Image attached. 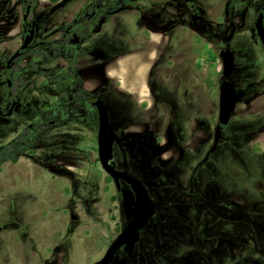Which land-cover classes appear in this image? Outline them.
Returning a JSON list of instances; mask_svg holds the SVG:
<instances>
[{
    "label": "rangeland",
    "instance_id": "1",
    "mask_svg": "<svg viewBox=\"0 0 264 264\" xmlns=\"http://www.w3.org/2000/svg\"><path fill=\"white\" fill-rule=\"evenodd\" d=\"M68 1L71 3L58 14L55 10H49V13L53 12L54 22L48 24L44 16L47 9L55 5L47 0H36L33 11L36 37L30 49L50 51V47L55 45L62 33L59 30L74 19L84 0H67L64 3ZM117 1L105 0L104 3L116 5ZM198 1L199 6L204 8L200 11L210 26L204 25L202 21L197 26H192L189 11L181 1H177L174 7L150 6L146 0H136L133 4L138 9L153 12L152 22L155 26L163 28L167 24L175 27L170 32L176 36V40H186L187 48L183 55L193 61L189 63L195 66L193 71L199 72L194 74L197 77L195 84L196 77L191 79L190 74L191 80H188L185 73L179 74L182 79L186 77L188 80L183 83L181 79L179 81L177 74L178 65L184 66V61L176 59L171 62L173 66L174 63L178 64L174 66V70L171 69L175 71L177 83L172 88L171 96L175 101L174 112L178 119L181 115H187L191 119L202 118L203 115L196 113L197 108L202 103L209 108L212 106L209 95L211 91L203 90L197 84L199 75L209 77L210 88L216 86L223 65L225 67L223 61L227 59V76L235 83L237 81L240 87L235 111V115H240V118L237 121L235 117L232 118L225 129V137L235 139V147H239L232 167L241 170L249 186L258 192L261 188L256 183L258 179L242 170V161H264L261 159L264 153L259 152L258 148L259 144H264L263 132L258 131L259 126H264V53L253 29L256 6L252 0H239L232 11L231 25L224 30L222 8L225 1ZM25 7L26 0H0V104L3 107L6 105L8 79L19 84L13 91H17L22 99L8 122L0 123V146L22 133L28 124L38 123L42 111L51 109L59 99L63 97V101L68 100L66 90L71 80L63 78L68 65L65 58L59 57L46 63L36 54H23L13 62L11 72L6 70L8 58L23 41ZM98 18L99 16L93 18L92 26L97 23ZM186 25L192 32L185 29ZM234 28L237 29L230 44L222 39L198 35L201 30H216L226 36ZM70 30L71 28L67 33ZM191 44L193 51L190 52ZM232 50H236L242 57H235ZM64 53L66 56H74L77 49L71 44H65ZM190 56H193L192 59ZM174 75L173 72H163L161 80L169 86L174 81ZM259 91L262 93L257 96V102L261 106L256 108L248 101ZM108 93L107 96L103 94L102 99L107 102L110 123L115 129L125 131L138 121L140 127L137 129H152L159 135L161 147L154 161L161 163V170L155 177L161 181H172V164L177 161L180 148L176 146L171 134L170 90L157 89L160 99L151 110L121 96L111 98V91ZM193 94L197 96V104L195 107H188L185 101ZM184 110L187 112L184 113ZM208 113L211 114L210 111ZM245 114L249 117L244 116ZM210 124L212 123H208L209 127ZM95 134L96 127L93 123L63 119L48 126L33 150L24 153L17 162L7 161L2 164L0 264H91L105 253L131 216L133 198L126 190L118 193L101 168ZM208 135L205 133L201 137L200 134L194 147L200 145V139L207 138ZM249 135L252 136L251 139L248 138ZM231 145L225 152L231 151ZM228 156L226 153L225 158ZM38 162L50 164L57 171H49ZM170 225L177 224L170 222ZM216 225L221 226L222 223ZM179 226L182 227L164 231L155 228L152 223L143 231L140 244L132 257L119 254L113 264H201L203 260L208 261L212 252L217 253L214 261L216 264H229L234 260L236 250L233 249L230 238L237 236L232 228H228L231 231L227 230V234H223L213 227L202 231L189 229L184 224ZM242 226L238 238L248 240ZM217 236L221 238L215 241Z\"/></svg>",
    "mask_w": 264,
    "mask_h": 264
},
{
    "label": "flooded vegetation",
    "instance_id": "2",
    "mask_svg": "<svg viewBox=\"0 0 264 264\" xmlns=\"http://www.w3.org/2000/svg\"><path fill=\"white\" fill-rule=\"evenodd\" d=\"M47 1L50 4H53L57 2L58 0L55 2H52L50 0H47ZM92 1L93 0H90L82 8L79 7L77 14L74 16V19L71 20L70 23H68L66 26L62 27L59 30L62 32L61 36L56 41L55 45H52V47H50L51 49L50 51H48L47 49H43L48 52H52V48L56 45H59V51H62L64 53L65 44H71L76 47L77 49L76 55L66 56L64 53L65 57L59 56L61 58H65L66 61L68 62L65 72L67 71V68L70 65V62L68 61L66 57H75L77 55L79 57L81 53V45L86 39L79 46L76 41L72 43H68V42H65L64 39L72 35V32L74 31V29L77 28L78 26V23H75L74 25H72V23H74L76 17ZM134 1L136 0H131V2L123 6L122 0H118L117 1L118 3L116 5L110 4V3L108 4L104 3L105 2L104 0L102 5L118 6L120 7L119 10H121L129 4H133ZM146 1L153 4V6L158 5V6H164V7H167V6L174 7L177 1H181L185 5L187 10L189 11V21L192 24V26L194 27L197 26V24H199L201 21L203 22L204 25L210 26V24L208 23V21L205 19V17L200 11V9H204V8H201L199 6L198 0H146ZM224 1H225V4L222 8V12L224 15L223 29L225 30L231 25L232 11H233L234 6L238 3L239 0H236L234 2L229 12L226 11V4L228 0H224ZM65 2H67V0H65ZM70 3L71 2L69 1L68 3L61 2L59 6L55 5L51 7L50 9L48 8L46 11L47 13L44 16V19L48 22V24H52L54 22L53 21L54 17L52 16L53 12L49 13V10L51 11L55 10V12L58 14L59 12H62L65 9V6ZM193 3L195 4L196 8L198 9L200 13V18H196L195 20L192 18L191 11H190V7ZM252 3L254 4V6H256L255 20L253 22V29H254L255 35L258 38V42L261 45L263 53H264V46L255 28V22H256V19L259 13H263V16H264V0H252ZM28 7L30 8L27 13ZM35 8H36V0L33 6H32V0H26L25 12L23 14V25H24L23 41H24V38L28 30L32 27V23L35 29L34 38L29 44V46L24 49H20L23 43L22 41L20 46L13 52L15 53L17 50H20L21 54L15 59H13L9 65H8V60L12 56L13 53L8 58L7 63H6V70L9 72H11V70H13L14 68L13 62L16 59H18L21 55L33 54L31 52L23 53V51L31 50L30 45L33 43L36 37V21L33 18V11L35 10ZM26 14L27 16L25 17ZM96 16H99L98 21L94 26H92L91 22L93 18H95ZM100 16H101L100 14H94V12L92 13V16L87 26L83 29V35L86 38L88 35L92 34L93 32L99 29L100 24L102 23V22L100 23ZM263 23H264V17H263ZM98 24H99V27L96 30V27ZM69 28H71V30L69 31V33H67ZM171 28L174 29L175 27L173 28V26H171ZM178 28H181V26H179ZM189 28L190 27L188 25L185 26V29H188L189 31L192 32V29H189ZM236 29L237 28H234L226 36L222 35L219 31H216V30H207V31L201 30L198 35L222 39L223 41L230 44L233 33L234 31H236ZM33 49H40V48H33ZM232 52L235 57H238V58L242 57L241 55L237 54L236 50H232ZM182 54L184 53H180V54L177 53L174 57H172L173 58L172 61L176 59H182L184 61L185 65L178 67L179 68L178 75L185 73L184 75L188 76V80L194 79L196 77L194 76V74L195 75L199 74V72L197 73V71H193V68L195 66L193 64L189 65V63H192L193 61L188 60L189 58L183 57L184 55ZM59 57H56L54 59H57ZM192 57L193 56H190L191 59ZM223 62L225 64V67L223 65V68L219 75V80L216 83V86H212L210 88L209 77L207 75H204L205 77L203 75H199V80L197 84L203 90L205 89L210 90L211 92H209V95H211V98H212V103H211L212 106L210 108L208 106L206 107V104L204 105L203 103L201 104L199 108H197L196 113L199 115H203L202 118L191 119L190 117H187V115H181L179 116L180 119H178L175 116L176 114L174 112L175 101L171 96L172 88L174 87L175 84H177L175 82V76H174L173 83L169 84V86H167V83H165L166 87L170 90V96L172 99L171 107L169 110L170 112L169 118H170V121L172 122L171 134L174 138L176 146L180 148L179 157L177 161L172 164L173 166L172 174L174 176L172 181H169V182L161 181L157 177H155V175L160 174L159 172L161 170V167H160L161 163L159 162V164H157L154 161L156 159L155 158L156 154L159 152V149L161 147L159 144L160 140H159L158 134L154 133L152 129H146V130L137 129L140 127V125L138 124L139 123L138 121H136L137 123L135 122L131 124L130 126L131 128L126 129L125 131H118L112 126L114 131L118 135V139H116L113 143V156L110 162L115 166L116 169L123 171L141 180L150 198L155 204V213L148 220L146 226L140 230V238L135 244L133 250L129 252V250L126 249L125 245H123L116 252L115 257L119 254H123L126 257H132L135 250L140 244L143 231L147 227H149V225H151L152 223L155 228H161L164 231H173L177 228L179 229L182 227L179 225L184 224L189 229H194V230L200 229L202 231H206L209 229V227H213L216 229V231L222 232L223 234H227V230L228 232L231 231L228 228H232V230L234 231L233 232L234 235L237 237H233V239H231L230 236L228 237L230 238L231 241H233L232 245L234 246L233 249L236 250L235 252L236 256L234 257V260L232 261V263H229V264H264V161L251 163V162L241 160L242 163L244 164L242 166V170L250 172L249 174H251L253 178L258 179L256 183H258L259 187L261 188L258 192H256L253 188H251V186H249V184L247 183V180L244 177L245 175L241 174V170H238V168L234 169L232 167L233 164L235 163L236 151H239V147H235V144H237L235 139L230 140L225 137L226 135L225 129L230 125L232 118L235 117L236 121L238 120V118H240L239 117L240 115L239 116L235 115L239 97L235 104L234 111L228 123L222 124L220 123V120H219L220 83L222 82L224 78H228L227 69H226V64L228 63V61L227 59H224ZM46 63H50V62H46ZM174 66L172 67L173 70L174 68H176ZM263 70H264V65H263ZM190 74L192 75L191 79H189ZM177 77L179 81L181 79V82L183 83H185V81H188L186 80V77H184L183 79L180 76H177ZM70 80L72 83V79ZM196 80H197V77L195 78L194 84L196 83ZM230 80H232V78ZM234 84L237 88V94L239 96L240 87L237 81L236 83L234 82ZM15 86L19 87V84H16V82L14 83V81L10 79L7 80L8 92L6 95V105L3 107L0 104V110H1L0 111V123L8 122L11 114L15 110H17L18 105L22 103V99L19 97V93L17 91H13V88H15ZM69 87L66 90L67 97H68ZM261 93L262 92L260 91L255 93L254 96L248 102L251 104L253 101H256L257 96ZM95 95L97 97L91 100V105L96 113V119L84 120L81 122L93 123V125L96 127L95 136H96V146H97L98 121H97V110L94 105V101L97 98H101V97L97 94ZM196 98H197L196 94L189 96L185 101L186 105L188 107L189 106L195 107L197 104ZM59 100L60 101H57L51 109L42 111V114L39 116L40 120L38 123L37 122L30 123L27 125V126H30V125L35 124L30 128L28 132L39 130L40 132L39 138H40L42 134L46 132L48 126L54 125L56 122L63 120V119H73V118L66 117L65 109L61 105V99ZM73 110L74 109H72L71 111ZM209 111L211 112V114L208 113ZM185 112L187 111L184 110V113ZM244 116H248V115L245 114ZM109 120H110V115H109ZM210 122L212 124H210V127H209L208 123ZM37 124L41 125L40 129H38ZM27 126H25V128ZM263 129H264V126H259L258 131L263 130ZM205 133L209 134L207 138L200 139L201 140L200 145L194 147L197 143V140L200 134L202 137V134H205ZM248 138L251 139L252 136L249 135ZM230 145H231L230 147L231 151L225 152L226 149L228 150L227 147ZM33 148L31 150H33ZM259 150H260L259 152L264 153V149H259ZM226 153H228L229 156L225 158ZM97 154H98V151H97ZM225 159H227V161H225ZM240 159H241V155H240ZM261 159L264 160V156ZM11 163H15V162H11ZM38 163L41 166L48 169L49 171H53V172L57 171V169L50 164L43 163V162H38ZM101 168L103 169L102 165H101ZM104 172L107 174L109 180L113 183L118 193H121L123 190H126L132 195L133 210H134L135 195H134V192L130 184L122 179H119V183H116L114 178L109 173H107L105 170ZM183 176H185V178H183ZM131 216L126 221L124 227L129 222ZM193 218H198V220H194ZM170 222H174L177 225H170ZM242 222L243 224L246 225L245 227L242 226L243 225ZM216 223H219V224L222 223V225L218 226L216 225ZM195 224H197L198 226L195 227L194 226ZM241 226L244 227L243 231H244L245 236H247L248 240L246 238H244L243 240H241L242 239L241 237L238 238L239 234H241L242 232ZM68 227L72 229L70 225ZM192 227H195V228H192ZM219 237L220 236H217L215 238V241L220 240L221 237L220 238ZM57 248H56V251L58 250ZM103 255L99 259H101ZM209 256L210 258L208 259V261L203 260L201 264H216L214 261L217 258L216 257L217 253L212 252L209 254ZM99 259L95 260L93 263H95Z\"/></svg>",
    "mask_w": 264,
    "mask_h": 264
},
{
    "label": "crops",
    "instance_id": "3",
    "mask_svg": "<svg viewBox=\"0 0 264 264\" xmlns=\"http://www.w3.org/2000/svg\"><path fill=\"white\" fill-rule=\"evenodd\" d=\"M89 1L84 0L81 8ZM61 2L65 0L53 4L59 6ZM152 16L153 13L129 4L87 36L76 64V71L87 91L103 98V94L107 96L110 90L111 98L121 96L131 103L146 106L147 110L156 107L160 99L157 89L167 88L161 75L163 72H173L174 75L172 57L184 53L187 43L182 38L176 40L170 32L173 30L171 25L155 26ZM190 47L191 52L192 44ZM251 105L261 106L257 100ZM260 132L264 136V129ZM258 146L264 149V144Z\"/></svg>",
    "mask_w": 264,
    "mask_h": 264
},
{
    "label": "water",
    "instance_id": "4",
    "mask_svg": "<svg viewBox=\"0 0 264 264\" xmlns=\"http://www.w3.org/2000/svg\"><path fill=\"white\" fill-rule=\"evenodd\" d=\"M27 8V13L29 11ZM27 14L25 15V17ZM263 13H259L255 28L258 36L264 46V23ZM35 29L32 23V27L28 30L24 41L20 49L27 48L34 38ZM21 54L20 50H17L8 60L10 62ZM238 100L237 88L234 82L228 78H224L220 83V102H219V120L220 123H228L234 108ZM94 105L97 110V151L99 161L103 169L109 173L116 183H119V179H122L130 184L135 195V206L132 216L127 225L119 232L114 238L103 257L93 264H112L116 252L125 245L126 249L131 252L140 238V230L143 229L148 220L155 213V204L150 198L144 184L136 177H133L123 171L115 168L110 162L113 156V143L118 139L117 133L114 131L110 120L109 113L106 104L101 98H97L94 101ZM1 111V110H0Z\"/></svg>",
    "mask_w": 264,
    "mask_h": 264
},
{
    "label": "trees",
    "instance_id": "5",
    "mask_svg": "<svg viewBox=\"0 0 264 264\" xmlns=\"http://www.w3.org/2000/svg\"><path fill=\"white\" fill-rule=\"evenodd\" d=\"M50 1L55 2L57 0ZM103 1L104 0H93L84 8V10L76 17L74 23H72V25L78 23L77 28L74 29L72 35L64 39L65 42L72 43L76 41L79 46L86 39V37L83 35V29L87 26L93 12L94 14L101 15V23L120 8L118 6L102 5ZM235 1L236 0L227 1V12L231 10ZM129 2H131V0H122V5L124 6ZM34 4L35 0H32V6ZM190 11L194 20L196 18H200V13L194 3L191 5ZM98 27L99 24L97 25L96 30ZM27 52L38 54L45 62H51L54 58L59 56L65 57L64 53L59 51V45L54 46L52 48V52H48L43 49H31L23 51V53ZM66 58L70 62V65L63 75V78L72 79V83L68 90V100L63 101V97L61 98V105L65 109L66 117L76 119L80 122L84 120L96 119V113L91 105V100L95 99L97 96L85 90L83 87L82 78L76 71L78 55L75 57ZM72 109L74 110L71 111ZM33 125L27 126L22 133L18 134L16 137L0 146V170L1 165L4 162H16L20 156H22L25 152L30 151L34 147L40 136V132L39 130L28 132ZM40 126L41 125L37 124L38 129H40Z\"/></svg>",
    "mask_w": 264,
    "mask_h": 264
}]
</instances>
